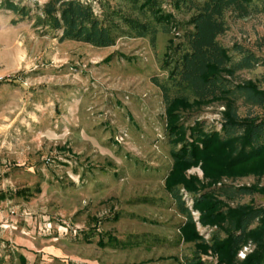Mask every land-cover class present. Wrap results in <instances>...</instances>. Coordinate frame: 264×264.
<instances>
[{
    "label": "rangeland",
    "instance_id": "374dc122",
    "mask_svg": "<svg viewBox=\"0 0 264 264\" xmlns=\"http://www.w3.org/2000/svg\"><path fill=\"white\" fill-rule=\"evenodd\" d=\"M14 1L33 15L46 0ZM173 13L179 21L189 15ZM17 19L0 7V264H184L196 252L205 264H241L259 249L260 219L234 252L213 235L226 238L238 208L264 206V153L239 161L238 136L204 148L193 128L219 131L231 108L263 117L264 106L190 97L167 110L153 79L166 78L178 29L158 32L154 42L124 36L94 47L59 41L56 32L34 27V16ZM228 21L218 37L224 46L238 42L263 53L264 12ZM262 73L256 66L227 77L239 84ZM181 137L200 148L191 165L171 155ZM173 183L198 238L184 231ZM219 185L253 190L234 199L211 194L193 208L190 189Z\"/></svg>",
    "mask_w": 264,
    "mask_h": 264
},
{
    "label": "trees",
    "instance_id": "16d2710c",
    "mask_svg": "<svg viewBox=\"0 0 264 264\" xmlns=\"http://www.w3.org/2000/svg\"><path fill=\"white\" fill-rule=\"evenodd\" d=\"M46 0L40 12L31 15V8L14 0H0V7L18 16L17 21L34 16V27L44 32H56L59 41L72 40L94 47H109L124 36H149L154 42L158 32L170 34L180 30V41L168 51L164 68L167 71L163 81L153 79L160 89L166 109L176 102H187L190 97L198 101L225 98L236 102L241 100L248 108L264 106V49L258 43L255 50L235 42L230 48L218 39L229 29L228 16L245 18L264 12V0ZM168 1L167 7L164 4ZM189 14L187 19L177 20L173 13ZM263 69L255 82L234 84L227 77L237 71ZM193 137L203 142L204 148L215 140H221V147L230 138L238 136L241 143L238 160L264 153V116L246 115L241 117L231 108L221 122L220 130L205 131L199 123L193 128ZM204 132V133H203ZM175 132L171 133V140ZM179 148L172 149L173 159L185 165L196 162L200 148L196 143L181 137ZM176 144V142H175ZM248 187L214 186L208 191L190 189L193 208L209 200L211 194L238 198L251 194ZM38 191V189H37ZM170 196L177 210L186 217L187 237L194 231V221L190 208L186 205L177 183L170 185ZM202 212L205 217L206 212ZM202 216V218H203ZM264 222V206H242L237 209L235 221L225 239L213 235L218 247L236 251L244 243L248 229L256 220ZM202 221H205L204 219ZM264 227V226H263ZM111 241L115 240L110 238ZM205 242L204 238L199 239ZM259 249L248 254L241 264H264V233L256 239ZM184 264H205L196 252L184 259Z\"/></svg>",
    "mask_w": 264,
    "mask_h": 264
},
{
    "label": "built area",
    "instance_id": "2783aa9c",
    "mask_svg": "<svg viewBox=\"0 0 264 264\" xmlns=\"http://www.w3.org/2000/svg\"><path fill=\"white\" fill-rule=\"evenodd\" d=\"M241 257H244L245 255H244V253H241V255H240Z\"/></svg>",
    "mask_w": 264,
    "mask_h": 264
}]
</instances>
